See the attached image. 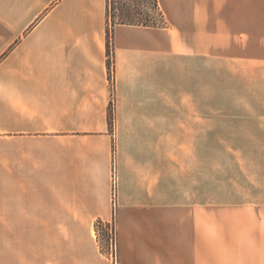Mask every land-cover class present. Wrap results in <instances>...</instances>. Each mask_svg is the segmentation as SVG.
Instances as JSON below:
<instances>
[{
  "label": "crops",
  "instance_id": "crops-1",
  "mask_svg": "<svg viewBox=\"0 0 264 264\" xmlns=\"http://www.w3.org/2000/svg\"><path fill=\"white\" fill-rule=\"evenodd\" d=\"M159 3L165 26H114L110 86L106 0H0V226L86 227L58 235L52 264H110L89 227L111 219L113 159L119 264H204L205 53L264 70V0Z\"/></svg>",
  "mask_w": 264,
  "mask_h": 264
},
{
  "label": "rangeland",
  "instance_id": "rangeland-1",
  "mask_svg": "<svg viewBox=\"0 0 264 264\" xmlns=\"http://www.w3.org/2000/svg\"><path fill=\"white\" fill-rule=\"evenodd\" d=\"M252 42V59L264 56V35H253ZM105 43L113 86L114 27L107 31L106 19ZM218 53L220 61L228 56L227 51ZM212 56L205 53L204 80L198 84L204 113L198 114L196 134L191 115L182 120L203 154V208L198 215L204 264H264V70L212 65ZM112 93L113 88L111 99ZM108 116L112 121V100ZM117 207L118 202L112 225L89 227L93 246L110 264L115 256L119 264ZM68 232L73 242L84 241L86 227L0 226V264H52L53 245ZM114 243L117 255L111 257Z\"/></svg>",
  "mask_w": 264,
  "mask_h": 264
},
{
  "label": "trees",
  "instance_id": "trees-1",
  "mask_svg": "<svg viewBox=\"0 0 264 264\" xmlns=\"http://www.w3.org/2000/svg\"><path fill=\"white\" fill-rule=\"evenodd\" d=\"M106 0L107 31L116 24L163 26L159 0Z\"/></svg>",
  "mask_w": 264,
  "mask_h": 264
},
{
  "label": "built area",
  "instance_id": "built-area-1",
  "mask_svg": "<svg viewBox=\"0 0 264 264\" xmlns=\"http://www.w3.org/2000/svg\"><path fill=\"white\" fill-rule=\"evenodd\" d=\"M111 204H112V209L115 210L116 206H117V169H116V164H115V160L113 159V163H112V169H111ZM113 215V213H112ZM104 224H109L112 225L111 219L108 221H102L100 220L96 225L100 226V225H104ZM112 241V237L110 239ZM110 246H112V244H110ZM116 244L114 243V255L113 253H111V257L117 255L116 253ZM114 262L115 264H117V257L115 256L114 258Z\"/></svg>",
  "mask_w": 264,
  "mask_h": 264
}]
</instances>
